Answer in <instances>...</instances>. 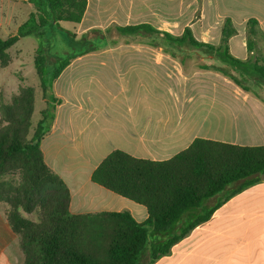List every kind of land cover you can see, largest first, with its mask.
Here are the masks:
<instances>
[{"label":"crops","instance_id":"1","mask_svg":"<svg viewBox=\"0 0 264 264\" xmlns=\"http://www.w3.org/2000/svg\"><path fill=\"white\" fill-rule=\"evenodd\" d=\"M11 9L0 7V27L13 23ZM226 19L236 30L227 40L228 53L241 61L249 57L245 28L253 19L262 33L255 41L264 59V0H87L79 23L60 26L76 38H88L91 31L90 40H96V29L116 33L117 27L147 24L179 37L189 28L196 42L217 47ZM173 26L178 33L167 30ZM111 40L114 46L72 59L52 83L51 94L60 102L40 149L69 190L71 213L126 211L138 223L146 220L143 206L91 180L113 151L160 162L195 139L264 146V99L216 71L225 67L220 60L187 42L167 47L161 38L117 33ZM41 102L40 112L46 106ZM5 210L0 203V263L5 258L1 264H14L6 252L18 243L14 245ZM152 264H264V176L230 197Z\"/></svg>","mask_w":264,"mask_h":264},{"label":"trees","instance_id":"2","mask_svg":"<svg viewBox=\"0 0 264 264\" xmlns=\"http://www.w3.org/2000/svg\"><path fill=\"white\" fill-rule=\"evenodd\" d=\"M31 12L16 32L0 39V66L10 61L8 51L20 39L37 42L33 65L45 108L31 124L35 89L22 88L2 110L0 124V203L6 223L19 237L23 264H152L230 197L260 182L264 176V146H239L195 139L185 150L165 161L133 158L113 151L91 174L92 182L143 206L147 213L138 223L126 211L73 214L63 180L45 163L40 142L49 132L59 100L51 94L53 81L75 57L114 46L111 30H93L96 40L63 29L60 22L79 23L87 0H26ZM58 33L63 47L52 45ZM119 37H153L167 47L189 46L220 60L214 69L259 98L264 91V59L256 48L262 36L258 23H246L249 57L233 58L227 40L236 34L230 20L223 22L217 47L196 42L189 28L179 37L147 24L117 27ZM65 54V58H56ZM234 72L235 74H233ZM253 89V90H252ZM37 213L36 221L26 215ZM149 231L154 238L149 239Z\"/></svg>","mask_w":264,"mask_h":264},{"label":"rangeland","instance_id":"3","mask_svg":"<svg viewBox=\"0 0 264 264\" xmlns=\"http://www.w3.org/2000/svg\"><path fill=\"white\" fill-rule=\"evenodd\" d=\"M0 7L3 8H12V16L13 23L9 26L0 27V39H5L9 34L13 33L15 29L20 25L23 21L26 20L29 12H33L34 9L32 6L23 2L22 0H0ZM16 11V12H15ZM68 25L73 26L74 24L69 23ZM15 27V28H14ZM171 33H178L179 30L176 26L169 27L167 29ZM51 31L49 29L46 30V35L49 36ZM113 35L115 36L114 30H112ZM88 38H92L93 34L88 32ZM53 40L52 45L60 49L63 47V43L60 40V35L58 33L52 34ZM123 39L119 40V43H124ZM132 42V41H129ZM37 46V42L31 36L24 37L18 41L10 50L8 51L10 61L5 67L0 66V124L2 119V110L8 105L12 97L19 93L22 88L27 86H32L35 89V101H34V109L31 117V124L35 126L38 120L41 118L40 109L43 108V104L41 102V89L39 87V78L36 74V70L34 69L33 56L34 51ZM122 48V46H121ZM258 95L264 99V92L259 91ZM32 221H36L37 213L34 212L31 215H26ZM14 245H16V240L18 243V247L10 245L7 248L6 254L8 255L9 260H11L14 264H23L22 253L19 248V237L15 234ZM154 238V233L149 231V239ZM19 248V249H18ZM19 255V260H15L14 257ZM5 261V258L1 259V263ZM0 263V264H1Z\"/></svg>","mask_w":264,"mask_h":264}]
</instances>
